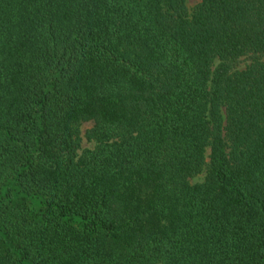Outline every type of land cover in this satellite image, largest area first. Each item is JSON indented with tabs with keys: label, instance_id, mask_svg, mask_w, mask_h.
<instances>
[{
	"label": "trees",
	"instance_id": "trees-1",
	"mask_svg": "<svg viewBox=\"0 0 264 264\" xmlns=\"http://www.w3.org/2000/svg\"><path fill=\"white\" fill-rule=\"evenodd\" d=\"M0 264H264V0H0Z\"/></svg>",
	"mask_w": 264,
	"mask_h": 264
},
{
	"label": "rangeland",
	"instance_id": "rangeland-1",
	"mask_svg": "<svg viewBox=\"0 0 264 264\" xmlns=\"http://www.w3.org/2000/svg\"><path fill=\"white\" fill-rule=\"evenodd\" d=\"M199 0H186V3L188 5L189 8H192ZM244 63V61H243ZM241 63V65L243 64ZM91 125V121H84L81 125V129L84 130L86 127L90 126ZM83 145L86 146V145H90V143L84 139L83 141ZM202 174H199L197 175V177H194V179H199L201 178Z\"/></svg>",
	"mask_w": 264,
	"mask_h": 264
}]
</instances>
